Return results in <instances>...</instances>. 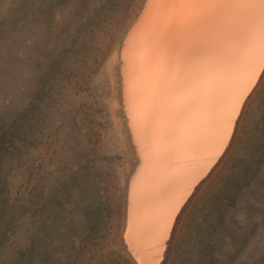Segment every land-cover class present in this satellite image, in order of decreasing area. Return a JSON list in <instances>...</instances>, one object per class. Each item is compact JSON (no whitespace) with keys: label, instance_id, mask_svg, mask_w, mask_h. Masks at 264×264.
I'll use <instances>...</instances> for the list:
<instances>
[{"label":"bare ground","instance_id":"obj_1","mask_svg":"<svg viewBox=\"0 0 264 264\" xmlns=\"http://www.w3.org/2000/svg\"><path fill=\"white\" fill-rule=\"evenodd\" d=\"M121 10L79 79L76 155L93 161L108 249L168 264L263 86L264 6L125 0Z\"/></svg>","mask_w":264,"mask_h":264},{"label":"rangeland","instance_id":"obj_2","mask_svg":"<svg viewBox=\"0 0 264 264\" xmlns=\"http://www.w3.org/2000/svg\"><path fill=\"white\" fill-rule=\"evenodd\" d=\"M124 4L0 0V264H130L103 241L93 161L76 155L79 79ZM262 94L264 83L168 264H264Z\"/></svg>","mask_w":264,"mask_h":264},{"label":"snow or ice","instance_id":"obj_3","mask_svg":"<svg viewBox=\"0 0 264 264\" xmlns=\"http://www.w3.org/2000/svg\"><path fill=\"white\" fill-rule=\"evenodd\" d=\"M166 2L176 3V4H194V3L203 2V0H166ZM241 2L248 4H259L261 6H264V0H241ZM255 91L256 90H254V93ZM248 102L252 103L254 101L252 98H250ZM261 102L264 103V94L261 95Z\"/></svg>","mask_w":264,"mask_h":264},{"label":"trees","instance_id":"obj_4","mask_svg":"<svg viewBox=\"0 0 264 264\" xmlns=\"http://www.w3.org/2000/svg\"><path fill=\"white\" fill-rule=\"evenodd\" d=\"M44 53H45V52H44ZM48 66H49V65H48ZM47 76H48V75H47ZM42 239H44V237H42ZM42 239H41L40 243H43V244H46V245L49 243V242H46L45 239H44V240H42Z\"/></svg>","mask_w":264,"mask_h":264}]
</instances>
